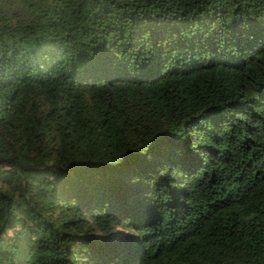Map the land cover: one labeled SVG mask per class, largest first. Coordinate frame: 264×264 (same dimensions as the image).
I'll return each mask as SVG.
<instances>
[{
    "label": "trees",
    "instance_id": "trees-1",
    "mask_svg": "<svg viewBox=\"0 0 264 264\" xmlns=\"http://www.w3.org/2000/svg\"><path fill=\"white\" fill-rule=\"evenodd\" d=\"M0 264H264V0H0Z\"/></svg>",
    "mask_w": 264,
    "mask_h": 264
}]
</instances>
